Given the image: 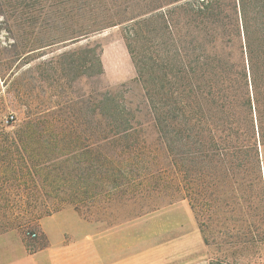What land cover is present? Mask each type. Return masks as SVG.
<instances>
[{
  "label": "rangeland",
  "instance_id": "rangeland-1",
  "mask_svg": "<svg viewBox=\"0 0 264 264\" xmlns=\"http://www.w3.org/2000/svg\"><path fill=\"white\" fill-rule=\"evenodd\" d=\"M1 2L6 5L0 10V226L39 213L34 222L0 229V238L10 237L2 245L34 250V243L45 242L40 222L65 208H75L84 218L103 226L159 211L172 217L154 219L168 220L176 212L166 209L184 201L192 209L186 190L180 193L172 186L181 173L170 151L176 145L169 140L161 144L157 129L150 125L146 90L138 73L145 65L148 84L160 81L161 17L167 0ZM78 18L108 25L74 42L35 52L34 47L29 48L63 37L65 21ZM136 32L139 38L132 42ZM154 88L156 99L159 94ZM104 95L114 96L126 106V117L136 122L131 121L136 128L131 138L148 146L146 156L153 163L149 172L168 184L166 194L139 195L129 201L101 194L102 152L114 149L98 145L109 122L102 116ZM34 113L40 120L36 126ZM259 154L260 172L256 166L254 176L238 167L236 174L226 175L220 164L212 169V177L196 175L199 204L192 212L207 245L208 264H264V146ZM201 165L198 161L197 172ZM208 184L210 188H204ZM202 203H208L207 209ZM34 232L38 237L30 236Z\"/></svg>",
  "mask_w": 264,
  "mask_h": 264
},
{
  "label": "trees",
  "instance_id": "trees-1",
  "mask_svg": "<svg viewBox=\"0 0 264 264\" xmlns=\"http://www.w3.org/2000/svg\"><path fill=\"white\" fill-rule=\"evenodd\" d=\"M180 2L167 0L162 13L159 83L148 84L145 65L142 70L138 68V73L146 90L150 125L157 129L161 144L169 140L176 145V152L172 146L170 151L181 173L172 186L180 193L186 190L185 198L192 209H197V174L212 177V169L218 164L224 168L222 173L229 176L236 174V167L252 176L256 166L260 172L259 148L264 146V0ZM5 5L0 0V10ZM65 23L63 37L34 43L29 48L34 47L35 52L60 42H74L108 25L81 18ZM132 35L133 42L140 34ZM130 48L135 54L131 44ZM153 85L159 94L156 99L152 95ZM101 105L102 116L109 122L101 131L98 145L114 148L102 152L101 194L118 195L128 201L139 195L153 198L154 194H166L168 184L149 172L153 163L146 156L148 146L134 143L131 138L136 122L126 117V106L111 95H104ZM39 121L34 113V126ZM198 161L202 164L199 172ZM208 187L209 184L204 188ZM203 205L207 209L208 203ZM38 219L39 213H34L29 219L8 220L0 229L21 227Z\"/></svg>",
  "mask_w": 264,
  "mask_h": 264
},
{
  "label": "crops",
  "instance_id": "crops-1",
  "mask_svg": "<svg viewBox=\"0 0 264 264\" xmlns=\"http://www.w3.org/2000/svg\"><path fill=\"white\" fill-rule=\"evenodd\" d=\"M166 210L176 215L156 220L171 216L159 211L103 226L75 208H65L40 222L45 242L34 243V250L4 247L10 237H1L0 264H208L207 245L190 205L184 201Z\"/></svg>",
  "mask_w": 264,
  "mask_h": 264
},
{
  "label": "built area",
  "instance_id": "built-area-1",
  "mask_svg": "<svg viewBox=\"0 0 264 264\" xmlns=\"http://www.w3.org/2000/svg\"><path fill=\"white\" fill-rule=\"evenodd\" d=\"M13 118H14V117L12 116V117H11V120H12ZM8 122H9V120H8ZM30 236L36 238V237H38V234H37L36 232H34V233L30 234Z\"/></svg>",
  "mask_w": 264,
  "mask_h": 264
}]
</instances>
